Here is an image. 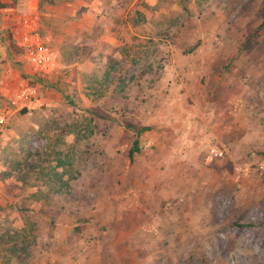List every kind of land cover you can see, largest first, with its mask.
I'll use <instances>...</instances> for the list:
<instances>
[{
	"label": "rangeland",
	"instance_id": "rangeland-1",
	"mask_svg": "<svg viewBox=\"0 0 264 264\" xmlns=\"http://www.w3.org/2000/svg\"><path fill=\"white\" fill-rule=\"evenodd\" d=\"M42 2V19L35 6L0 30V264H264V0ZM26 20L50 74L19 44ZM187 121L182 159L147 173L174 209L138 224L87 216L126 166L101 163L114 133L178 140Z\"/></svg>",
	"mask_w": 264,
	"mask_h": 264
},
{
	"label": "crops",
	"instance_id": "crops-1",
	"mask_svg": "<svg viewBox=\"0 0 264 264\" xmlns=\"http://www.w3.org/2000/svg\"><path fill=\"white\" fill-rule=\"evenodd\" d=\"M3 1L12 3V0ZM51 3L52 2H47L43 4L42 0H17L15 6L0 8V30L6 27L16 29L17 13L31 14L35 6L37 8V13H40L39 17L42 19V15L47 13L43 10L40 11V9L52 8L53 4ZM51 10L52 9H50V14L48 13V15L54 16ZM115 38V36L111 37V39ZM143 128L145 129L142 130ZM127 131L129 139L124 140V130L119 129L117 133H114L115 137L112 140L110 139V142L108 141L105 150L106 154L104 156L107 159L104 158L101 162L104 163L103 166L106 168H115L117 167V163L112 160L124 159L123 162L126 166L121 175L113 177L116 184L113 187V193L108 194L105 200H97L99 203L91 206V210L87 216L96 217L99 215V220L101 221L98 220L97 222H105L106 224L118 222V224L122 225L126 223L138 224L140 215L145 211L162 208L174 209L176 206L177 201L173 193L162 192L161 190L155 192V189L151 186L155 185V182L148 181L150 178L147 176V173L149 169L155 168L158 165L171 168L172 162H177L182 159L183 150L179 153L180 150L175 147L177 143L174 142H192L188 131V121L184 123L180 131H178V140L171 139L175 134L174 130H163L162 127L159 126L155 129H151L150 126H144L142 128L134 126V129H127ZM154 142L157 147H160L157 152L158 155H154L155 158L148 159L145 153L148 152L149 146ZM167 144L173 145L169 150H165L166 148L163 149ZM121 148H125L128 154L127 158L124 152L122 153V157H120L121 151L119 149ZM132 151L133 154L131 155ZM188 151L194 154L193 158L200 155H197V150L189 149ZM136 158L137 163L131 165L130 159L135 160ZM97 165L100 166V163ZM101 217H106L105 221H103ZM92 222H94V220H92ZM68 231L69 229H65V234H67ZM123 233L122 229L119 233V238L122 237Z\"/></svg>",
	"mask_w": 264,
	"mask_h": 264
},
{
	"label": "built area",
	"instance_id": "built-area-1",
	"mask_svg": "<svg viewBox=\"0 0 264 264\" xmlns=\"http://www.w3.org/2000/svg\"><path fill=\"white\" fill-rule=\"evenodd\" d=\"M18 40L19 44L24 47L27 59L35 74L52 73L55 66L54 55L45 45L38 26L26 20ZM26 94L35 95L36 89L26 88L23 91V95ZM212 153L216 156H224L225 150L220 147H214ZM261 168H264V164H261ZM237 170L239 171V168Z\"/></svg>",
	"mask_w": 264,
	"mask_h": 264
},
{
	"label": "trees",
	"instance_id": "trees-1",
	"mask_svg": "<svg viewBox=\"0 0 264 264\" xmlns=\"http://www.w3.org/2000/svg\"><path fill=\"white\" fill-rule=\"evenodd\" d=\"M17 0H12V3H8V2H5L3 0H0V8H5V7H9V6H15ZM145 128H143L142 130H144ZM133 154V151L131 152V155ZM6 163V166L8 168H12L13 166L11 165V163L8 162V160L5 161ZM11 175V171L6 173L5 176H10Z\"/></svg>",
	"mask_w": 264,
	"mask_h": 264
}]
</instances>
